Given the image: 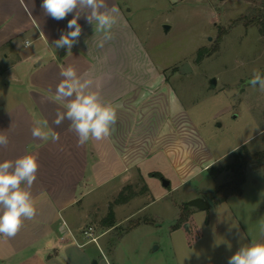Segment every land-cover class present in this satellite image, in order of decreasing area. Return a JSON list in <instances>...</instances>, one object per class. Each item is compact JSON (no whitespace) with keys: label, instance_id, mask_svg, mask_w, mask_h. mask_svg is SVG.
Wrapping results in <instances>:
<instances>
[{"label":"crops","instance_id":"crops-1","mask_svg":"<svg viewBox=\"0 0 264 264\" xmlns=\"http://www.w3.org/2000/svg\"><path fill=\"white\" fill-rule=\"evenodd\" d=\"M128 1L107 0L120 15L103 48L97 47L103 34L94 32L82 13V34L67 53L53 42L68 31L73 14L57 21L44 13L42 0H0V132L9 138L8 146L0 147V162L29 154L40 165L31 190L36 215L24 220L15 237L0 235V264H102L87 247L93 241H84L81 233L89 227L83 205L88 196L111 182L123 185L135 176L145 180L147 173L160 175L169 185L166 171L190 180L218 163L213 156L200 162L193 153V140L202 143L200 134L171 77L149 54ZM25 39L31 47H23ZM69 65L87 74L84 78L93 81L90 90L102 101L117 107L109 138L77 146L70 121L54 124L57 112L65 109L51 97L63 79L61 68ZM45 120L46 128L38 123ZM37 126L58 134L59 140L33 138ZM152 160L153 169L145 168ZM103 234L93 227V243L103 263L111 264L100 244Z\"/></svg>","mask_w":264,"mask_h":264},{"label":"rangeland","instance_id":"rangeland-1","mask_svg":"<svg viewBox=\"0 0 264 264\" xmlns=\"http://www.w3.org/2000/svg\"><path fill=\"white\" fill-rule=\"evenodd\" d=\"M130 9L200 134L193 153L200 162L213 156L218 163L186 181L166 171L168 187L148 173L145 180L111 182L85 199L86 226L104 233L100 244L111 264H228L242 245L264 243V165L246 170L240 195L216 203V191L233 177V152L264 149V92L247 83L256 70L264 75V34L255 19L264 17V0H129ZM154 161L145 168L153 169ZM120 193L129 198L117 202ZM195 197L210 207L183 209ZM87 247L104 264L96 244Z\"/></svg>","mask_w":264,"mask_h":264},{"label":"clouds","instance_id":"clouds-1","mask_svg":"<svg viewBox=\"0 0 264 264\" xmlns=\"http://www.w3.org/2000/svg\"><path fill=\"white\" fill-rule=\"evenodd\" d=\"M41 8L46 15L57 21L65 19L69 14L72 18L67 22L68 31L62 32L59 39L53 42L56 49L66 48L67 53L79 42L82 27L78 23L82 13L93 25L94 32L102 33V39L97 47L103 48L110 41L112 28L119 18V9L109 7L107 0H42ZM32 41L25 39L23 47H31ZM19 46V45H18ZM80 75L73 65L61 68L63 78L57 85L55 94L51 97L62 104L64 112H57L54 124L60 126L64 120L70 121L69 130L78 137L77 146H84L90 139L102 141L115 132L117 122V107L110 102L101 100L96 91H91L93 81ZM247 83L264 92V75L259 70L254 71ZM47 127V121L38 122ZM32 136L36 139L59 140V135L45 132L41 127H33ZM261 135L264 131L261 130ZM9 138L0 132V147H7ZM39 162L34 155H23L15 160L0 162V235L15 237L24 220H32L36 209L32 200V187L37 180ZM264 232V227H262ZM230 247V245H229ZM228 264H264V243L242 245L229 259Z\"/></svg>","mask_w":264,"mask_h":264},{"label":"trees","instance_id":"trees-1","mask_svg":"<svg viewBox=\"0 0 264 264\" xmlns=\"http://www.w3.org/2000/svg\"><path fill=\"white\" fill-rule=\"evenodd\" d=\"M263 8V4H262ZM257 21H260L262 25L259 29L260 35L264 34V17L263 15H258L255 18ZM235 153V161L228 166V169L233 171V177L230 181L220 186V188L216 191V195L219 196V199L216 200V203H221L226 201L232 195H240L242 193V186L246 181V170L252 169L256 170L264 165V149L261 151H257L255 153L249 152L246 146L242 148V150H237L233 152ZM212 169V166L208 168V171ZM129 197L120 193L117 202L126 201ZM189 208V205L186 203L184 208ZM184 216L181 215L180 219H183ZM113 224H110L112 226Z\"/></svg>","mask_w":264,"mask_h":264},{"label":"water","instance_id":"water-1","mask_svg":"<svg viewBox=\"0 0 264 264\" xmlns=\"http://www.w3.org/2000/svg\"><path fill=\"white\" fill-rule=\"evenodd\" d=\"M165 29L168 30L169 26L165 25ZM188 69H189V65H188V63H185L182 67L179 68V71L182 74H186ZM215 85H216V79L213 78L211 80V86H215ZM162 183H163V185L165 187L169 186V181L167 179L162 178ZM187 204L189 206L196 207V208H198L200 210H206V209H208L210 207L209 202H207L205 199H203L201 197L192 198V199H190L187 202ZM185 227L188 228V224L187 223L185 224Z\"/></svg>","mask_w":264,"mask_h":264},{"label":"built area","instance_id":"built-area-1","mask_svg":"<svg viewBox=\"0 0 264 264\" xmlns=\"http://www.w3.org/2000/svg\"><path fill=\"white\" fill-rule=\"evenodd\" d=\"M81 233L84 237L89 238V241L97 243V237L93 235V227L89 226L81 229Z\"/></svg>","mask_w":264,"mask_h":264}]
</instances>
